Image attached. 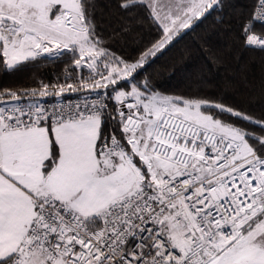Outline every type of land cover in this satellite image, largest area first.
Instances as JSON below:
<instances>
[{"label": "snow or ice", "instance_id": "1", "mask_svg": "<svg viewBox=\"0 0 264 264\" xmlns=\"http://www.w3.org/2000/svg\"><path fill=\"white\" fill-rule=\"evenodd\" d=\"M109 7L111 32L96 0H0V67L68 73L0 89V264H264V114L149 74L187 30L223 24L224 0ZM238 40L264 52V0Z\"/></svg>", "mask_w": 264, "mask_h": 264}, {"label": "trees", "instance_id": "2", "mask_svg": "<svg viewBox=\"0 0 264 264\" xmlns=\"http://www.w3.org/2000/svg\"><path fill=\"white\" fill-rule=\"evenodd\" d=\"M96 0L97 19L111 32L121 18L110 5ZM224 23L213 15L177 40L149 69L153 82L167 94L188 95L229 104L259 117L264 114V52L245 49L238 40L239 16L254 0H224ZM64 60L46 56L22 63L15 70L0 67V89L38 88L40 82L66 78ZM86 74V73H85ZM70 97V96H68Z\"/></svg>", "mask_w": 264, "mask_h": 264}, {"label": "built area", "instance_id": "3", "mask_svg": "<svg viewBox=\"0 0 264 264\" xmlns=\"http://www.w3.org/2000/svg\"><path fill=\"white\" fill-rule=\"evenodd\" d=\"M67 99H71L73 102H76V97L75 96H70V97H66ZM49 104H52L55 102L54 99H47Z\"/></svg>", "mask_w": 264, "mask_h": 264}, {"label": "water", "instance_id": "4", "mask_svg": "<svg viewBox=\"0 0 264 264\" xmlns=\"http://www.w3.org/2000/svg\"><path fill=\"white\" fill-rule=\"evenodd\" d=\"M187 32H188V30H187ZM187 32H186V33H187ZM184 35H185V34H184ZM178 40H179V39H178ZM176 41H177V40H176ZM176 41H174L173 44H174ZM173 44H172V45H173ZM172 45H170L168 48H170ZM168 48H167V49H168ZM167 49H166V50H167ZM166 50H165V51H166ZM73 96H74V95H73ZM66 97H68V94H66ZM47 99H54V98H53V97H48Z\"/></svg>", "mask_w": 264, "mask_h": 264}]
</instances>
